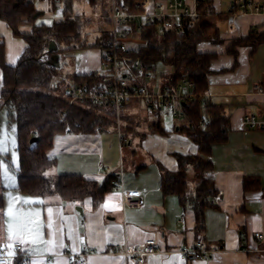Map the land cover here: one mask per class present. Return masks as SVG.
I'll return each mask as SVG.
<instances>
[{"label": "crops", "instance_id": "crops-1", "mask_svg": "<svg viewBox=\"0 0 264 264\" xmlns=\"http://www.w3.org/2000/svg\"><path fill=\"white\" fill-rule=\"evenodd\" d=\"M68 1L31 0L39 12L35 23L49 26L64 21L66 15L79 16L82 36L88 43L110 29L113 0H70L69 10ZM229 2L223 8L219 0H211L213 12L209 20L217 26L220 41L197 44L199 52L215 53L209 64L208 90L197 93V97L219 105L227 118L225 139L214 143L209 155V174L220 199L213 203L209 197L202 223L197 225L189 204H181L176 194H164L161 189V166L177 169L173 153L197 152L196 144L179 129L187 123L184 115L181 121L174 117L177 122L171 128L160 125L164 114L152 115L160 125V131H156L150 125L155 120L146 122L144 117H137L140 100L145 112L150 113L145 100L133 97L121 106L122 115L131 120L122 128L106 126L93 132L55 135L47 150L54 159L44 172L48 178L79 174L100 184L106 176L116 175L114 187L94 204L90 196L70 201L56 193L34 195L19 190L15 173L17 149L9 153L6 147L8 139L16 140L15 126L8 121L0 95V242L8 251H12L13 240H20L28 264H264V128H249L241 123L242 116L249 113L264 118V42L238 45L236 56L226 51L234 38L244 37L253 29L264 32V12L233 11ZM223 20L227 23L221 28ZM31 27L22 24L19 30L28 33ZM0 42L8 65H14L27 46L1 19ZM142 42L137 36L128 41L131 48ZM101 54L96 47L66 49L62 57L73 58V63L71 71L66 72L60 62L63 77L84 75L97 68ZM160 75L156 74L148 84L156 86L162 81ZM256 85L263 91H257ZM2 90L0 68V94ZM122 139L125 142L121 143ZM123 145H127L124 154ZM245 178L255 180L258 186L245 189ZM198 182L189 168V195L194 194ZM134 189L142 200L138 207L125 205L121 198V190ZM256 232L262 237H256ZM147 238L155 240L158 251L147 255L143 262L121 253L125 246H139ZM197 241L214 252L207 258H192L173 251ZM15 264H21V260H15Z\"/></svg>", "mask_w": 264, "mask_h": 264}, {"label": "trees", "instance_id": "trees-1", "mask_svg": "<svg viewBox=\"0 0 264 264\" xmlns=\"http://www.w3.org/2000/svg\"><path fill=\"white\" fill-rule=\"evenodd\" d=\"M125 1L131 5L136 0ZM66 4L69 10L70 0ZM198 11L200 15L197 21L191 26L184 23L182 31L166 27L160 30L155 24L145 25L138 34L144 44L131 48L127 55L131 59H138L142 67L155 75L158 62L170 65L171 71L160 75L161 84L174 86L183 76L194 82L192 91L195 96L183 100L181 104L187 123L179 129L196 144L197 152L173 153L177 169L171 171L161 166V189L164 194H176L181 204H189L197 225H200L204 208L210 204L209 197L216 192L209 174L212 170L209 155L212 145L225 139L227 118L219 105L205 97H197V93L208 90L209 64L215 57V53L199 52L197 44L201 41H220L217 26L209 20L213 12L211 0L201 1ZM38 15L31 0H0V19L7 23L13 35L21 37L27 44L19 60L14 65H8L5 62L4 44L0 42L3 84L0 95L8 111V121L15 126L17 187L22 192L34 195L56 193L70 201L90 196L96 204L104 192L114 187L116 175H108L98 184L79 174H59L52 180L44 172L53 165L54 159L47 154V150L55 135L66 131L93 132L113 124L97 113L110 115L114 111L111 105L93 109L87 102L81 105L66 101L62 95L66 82L79 81L85 75L66 74L65 78L71 79L65 80L60 63L66 49L96 47L105 52L112 34L110 29H105L92 43H88L82 36L83 23L79 16L66 15L64 21L47 26L35 23ZM22 24L31 25V31L21 32L19 26ZM50 40L54 41L56 48L48 51ZM261 42H264V32L253 29L244 37L234 38L226 51L236 56L238 45L254 46ZM55 80L59 84L52 89ZM151 127L160 131L156 120ZM32 137L35 139L30 142ZM5 158L10 166L7 156ZM189 168L199 179L193 195H189L187 187ZM254 181L245 178L244 188L258 186Z\"/></svg>", "mask_w": 264, "mask_h": 264}, {"label": "built area", "instance_id": "built-area-1", "mask_svg": "<svg viewBox=\"0 0 264 264\" xmlns=\"http://www.w3.org/2000/svg\"><path fill=\"white\" fill-rule=\"evenodd\" d=\"M201 1L205 0H136L130 5L125 0H113L110 13L112 39L109 48L102 52L97 68L86 72L85 77L79 81L66 82L62 89L66 101L81 105L87 102L93 109L111 105L118 114L122 104L133 97H141L153 116L168 114L180 118L183 115V100L195 96L192 91L194 82L183 76L174 86L157 82L156 86L149 89L148 83L155 78V74L142 67L138 59H131L127 55L131 49L128 41L133 36L139 37L140 31L148 24H155L160 30L166 27L178 31L183 30L184 23L193 25L199 18L198 7ZM229 7L233 11L251 9L264 12V0H230ZM58 84L55 80L51 85L52 89ZM255 88L259 92L263 91L260 85ZM241 123L249 128H264V118L253 113L243 115ZM123 142L125 139L121 140ZM121 198L127 206L142 205L136 189L121 190ZM219 199L220 195L215 193L211 201L214 203ZM255 236L262 237V234L256 232ZM10 244L12 251H8L6 244L0 242V264H15L17 259L21 260V264H28V256L22 251L23 243L13 240ZM157 251L155 240L147 238L139 246H125L121 253L140 263L147 255ZM173 251L182 257L192 258H207L214 252L213 249H207L201 241L181 245Z\"/></svg>", "mask_w": 264, "mask_h": 264}, {"label": "rangeland", "instance_id": "rangeland-1", "mask_svg": "<svg viewBox=\"0 0 264 264\" xmlns=\"http://www.w3.org/2000/svg\"><path fill=\"white\" fill-rule=\"evenodd\" d=\"M221 2V5L223 8H225L227 6V2L228 0H219ZM227 23V20H223L221 23H220V27L223 28V26ZM144 44V42H142ZM137 46V45H136ZM135 46V47H136ZM139 46V45H138ZM73 58H70V57H62L61 58V61H62V67H63V70L68 72V71H71L70 68L72 67V61ZM171 71V66L170 65H167V64H164L162 62H158L156 64V67H155V73L158 75V74H161V73H165V72H169ZM148 88L151 89V86L148 84ZM140 106L136 108L137 110V117L138 119H141L143 120V117L145 119V121H151L152 119L153 120H157V118L155 119L152 114H147L144 110V105H143V102L142 100H140L139 102ZM141 107V108H140ZM97 113H100L101 116L107 120V121H110L111 123H113L112 125H110V127L112 128V126H115V127H118V128H122L123 124L125 125V122H131L130 119L126 118L125 115H122V110L120 109L119 110V113H115V111H113V113H111L110 115H107L106 113L104 112H97ZM176 118L170 116V115H162L160 117V125L163 127V128H171V125L174 124L175 122H177L175 120ZM179 121L181 120H184L183 117L182 118H177ZM142 124L140 123L139 126H141ZM151 125V124H150ZM129 139H131V132H128V136H127ZM137 136L134 135V139H136ZM139 139H138V143H139ZM158 141V140H157ZM132 142L134 143V140H132ZM143 143H146L145 141H143ZM7 149L9 150V153H14V151L16 150V140H14L13 137H11L10 139H8V143H7ZM126 147L127 145H123V151L122 153H126ZM2 162V161H1ZM55 177V176H54ZM54 177H51L50 179L53 180ZM194 178V177H192ZM193 180V179H192Z\"/></svg>", "mask_w": 264, "mask_h": 264}, {"label": "water", "instance_id": "water-1", "mask_svg": "<svg viewBox=\"0 0 264 264\" xmlns=\"http://www.w3.org/2000/svg\"><path fill=\"white\" fill-rule=\"evenodd\" d=\"M56 48V45L53 40H50L48 51L54 50ZM35 137L30 138V142L34 141ZM80 209V208H79Z\"/></svg>", "mask_w": 264, "mask_h": 264}]
</instances>
